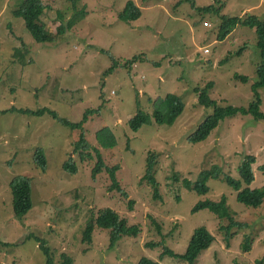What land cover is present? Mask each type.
Listing matches in <instances>:
<instances>
[{"label": "rangeland", "instance_id": "1", "mask_svg": "<svg viewBox=\"0 0 264 264\" xmlns=\"http://www.w3.org/2000/svg\"><path fill=\"white\" fill-rule=\"evenodd\" d=\"M19 1L0 0V264H46L35 238L45 241L54 264H138L143 258L187 264L165 251L183 255L202 227L215 242L196 264H264V204L256 210L239 204L237 193L222 180L223 174L240 179L239 166L253 156L250 189L264 188L259 169L264 166V122L239 115L222 121L207 140L187 141L213 112L199 104L196 89L213 83L209 96L221 106L247 108L254 100L252 85L261 63L256 30L238 27L219 42L220 17L201 12L218 10L215 0H193L195 7L180 0H41L46 7L41 20L49 33L58 35L72 20L76 25L53 44H37L14 17ZM128 2L142 13L129 24L118 20ZM220 2V16L264 22V0ZM133 57L141 59L124 65ZM112 59L118 65L107 74ZM237 75L248 79L242 82ZM166 95H177L185 104L176 122L162 126L152 118L132 132L127 123L138 109L152 116ZM260 96L264 113V89ZM12 108L48 112L24 115ZM98 108L84 125L86 140L104 165L93 175L95 150L86 152L91 159L82 158L75 152L80 131L61 125L49 112L78 123L86 111ZM102 129L110 132L111 146L98 141ZM37 147L45 152L46 171L33 161ZM151 154L156 155L158 197L145 179ZM70 158L76 174L63 169ZM215 165L222 175L209 181L206 196L184 189V179L194 182ZM113 166H118L122 194L109 190L105 169ZM18 175L32 180V210L22 220L15 218L10 190ZM223 197L231 217L246 226L231 231L235 235L229 241L220 231L228 220L208 211L192 214L199 202ZM104 209L137 227L139 236L122 238L110 248L109 232L95 228L91 242H84L87 225ZM247 239L249 249L243 248Z\"/></svg>", "mask_w": 264, "mask_h": 264}, {"label": "trees", "instance_id": "2", "mask_svg": "<svg viewBox=\"0 0 264 264\" xmlns=\"http://www.w3.org/2000/svg\"><path fill=\"white\" fill-rule=\"evenodd\" d=\"M187 3L192 7H195L193 0H180V4ZM216 4L220 5L218 10L214 7L202 9L201 12L205 14H212L216 17H220L221 27L218 34V41L223 42L226 38L238 27H244L252 30H256L258 37L257 50L260 55L261 63L257 67V81L252 85V92L254 95V100L249 104L247 108H240L234 106H221L216 101H214L209 93L213 90V83H208L204 89H196L195 94L198 96V102L201 106L205 108L213 109V112L208 115L192 132L188 137L187 141L191 144H197L207 140L211 133L219 126V124L227 118L237 117L239 115L250 117L255 121L264 122V113L261 111V96L260 91L264 89V22L256 17H250L249 19L242 20L240 18H228L225 16H220L222 11V6L220 0H215ZM224 7V6H223ZM46 10L45 5L41 0H20L17 9L14 11V17L16 19L22 20L25 24V28L29 35L33 38V41L37 44H53L57 41L58 37H62L66 30H71L72 27L76 25V22L72 20L69 26H63L59 28L58 35L54 36L47 31L46 26L42 22V17ZM142 16L140 9L133 4V2H128L123 11L118 15V20L124 23H133L138 21ZM80 21L79 19L77 22ZM141 57H133L131 60L125 61L124 65H131L135 61L140 60ZM118 62L112 59V65L107 69L106 73L111 74L114 69H116ZM241 79L242 82L247 81L248 77L236 76ZM137 105L138 101H137ZM185 104L183 100L177 95H166L164 101L157 105L152 116L149 113L144 112L140 108L137 113L128 120V127L132 132L139 131L143 126L151 123V119L159 125L172 126L176 120L183 114ZM12 111H17L20 114L28 115L32 114L34 116L45 115L47 109L30 110V109H11ZM99 108L96 110L86 111L83 119L78 123H73L68 119L60 118L54 112H49L51 116L61 125L68 127L71 130H79L80 136L79 140L75 142V152H80L81 157L91 159V154L86 153L91 149H94L97 156L98 162L94 167L93 175L98 173L104 165L100 159L98 150L93 148L85 137V127L90 115L98 113ZM98 141L104 146H111L113 143L112 136L110 132L106 129H102L97 134ZM86 154V155H84ZM155 154L149 155L147 158V167L145 172V179L149 181L155 190V197L159 196V182L155 178ZM33 161L35 165L42 171L47 169V159L44 150L41 147H37L33 153ZM255 163V158L253 156L247 157V159L239 166V176L240 179H235L230 175H222V169L215 165L209 170L202 171L196 181H190L189 179H184L182 185L188 192H193L199 197L206 196L210 188L208 186L210 180H216L221 178L226 182L227 186L237 193V202L247 208L256 210L263 206L264 204V188L260 190H251L250 187L255 180V175L253 172V165ZM65 172L70 174H76L78 172V167L74 163L73 159H69L63 165ZM118 166H113L106 168L108 176L111 181V187L109 190H116L120 194L122 192L119 189L118 182L116 179V171ZM264 171V166L259 168ZM175 181L179 182L178 177L175 175ZM245 187V188H244ZM10 190L12 197V209L15 218L22 220L26 217L32 210V180L24 175H18L12 179L10 182ZM124 196V195H123ZM202 211H208L219 220H228L229 225L227 227H220V231L225 234V239L229 241L235 234H230L231 231L238 229H244L246 226L237 223L230 213V209L227 205V200L223 197L220 202L203 201L199 202L194 209L192 214H197ZM97 228L101 231L109 232V247L113 248L118 241L122 238H137L139 236V229L137 227H128L127 222L121 219L115 212L104 209L98 212L96 218H93L91 222L87 225L84 232V242H91L93 232ZM34 241L38 244L39 249L42 250L46 257V264H54V256L51 250L46 247V243L42 239L35 238ZM214 237L208 232L204 227L197 229L187 247L186 252L183 255H176L168 250L165 254L171 258L183 261L187 264H196L199 256L214 244ZM243 248L249 249L250 243L249 239L246 240ZM65 264H72L71 261H65ZM138 264H161L152 261L147 258H143Z\"/></svg>", "mask_w": 264, "mask_h": 264}]
</instances>
